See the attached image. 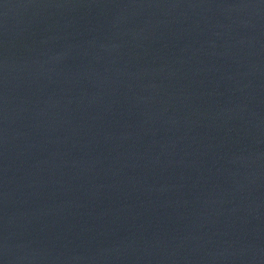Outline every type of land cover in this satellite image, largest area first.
Returning <instances> with one entry per match:
<instances>
[{
    "label": "water",
    "instance_id": "water-1",
    "mask_svg": "<svg viewBox=\"0 0 264 264\" xmlns=\"http://www.w3.org/2000/svg\"><path fill=\"white\" fill-rule=\"evenodd\" d=\"M0 264H264V0H0Z\"/></svg>",
    "mask_w": 264,
    "mask_h": 264
}]
</instances>
